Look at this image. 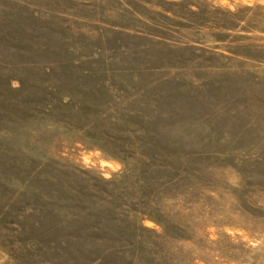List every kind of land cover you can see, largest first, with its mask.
Here are the masks:
<instances>
[{"label": "rangeland", "instance_id": "rangeland-1", "mask_svg": "<svg viewBox=\"0 0 264 264\" xmlns=\"http://www.w3.org/2000/svg\"><path fill=\"white\" fill-rule=\"evenodd\" d=\"M0 264H264V0H0Z\"/></svg>", "mask_w": 264, "mask_h": 264}]
</instances>
